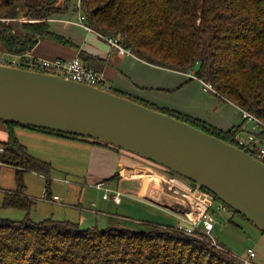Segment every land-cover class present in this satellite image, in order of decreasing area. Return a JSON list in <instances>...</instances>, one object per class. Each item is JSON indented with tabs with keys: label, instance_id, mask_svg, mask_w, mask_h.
I'll return each instance as SVG.
<instances>
[{
	"label": "trees",
	"instance_id": "trees-1",
	"mask_svg": "<svg viewBox=\"0 0 264 264\" xmlns=\"http://www.w3.org/2000/svg\"><path fill=\"white\" fill-rule=\"evenodd\" d=\"M58 1L0 0V19H4L0 21V51L25 55L41 39L74 46L52 32L49 24L52 16L72 8L83 15L92 31L103 39H117L140 61L172 72H190L197 80L211 84L217 100L237 107L243 122L241 112L245 111L262 123L257 138L264 144V0H62V7ZM20 16L30 21L16 22L19 25L14 28L12 24ZM79 55L88 68H92L90 60H98L84 51ZM101 88L238 146L236 137L242 123L222 130L106 84ZM5 124L9 133L0 141V164L15 168L16 189L4 192L1 207L22 210L26 215L22 220L0 218V264H242L222 244L213 245L200 230L187 234L178 226L153 223H141L143 227L138 229L123 225L84 229L69 220L32 221L28 212L35 202L24 192V175H46L52 168L28 152L15 136L14 127L120 149L47 129ZM163 170L167 176L174 175ZM198 190L219 201L205 189Z\"/></svg>",
	"mask_w": 264,
	"mask_h": 264
},
{
	"label": "water",
	"instance_id": "water-1",
	"mask_svg": "<svg viewBox=\"0 0 264 264\" xmlns=\"http://www.w3.org/2000/svg\"><path fill=\"white\" fill-rule=\"evenodd\" d=\"M0 121L137 155L210 192L264 232V162L162 112L106 89L0 64Z\"/></svg>",
	"mask_w": 264,
	"mask_h": 264
},
{
	"label": "rangeland",
	"instance_id": "rangeland-1",
	"mask_svg": "<svg viewBox=\"0 0 264 264\" xmlns=\"http://www.w3.org/2000/svg\"><path fill=\"white\" fill-rule=\"evenodd\" d=\"M60 4L62 0L58 1V5ZM18 25L16 22L12 24L14 28ZM189 74L190 72H157L160 82L164 80L170 89L169 91L154 89L149 94L153 100L174 102L183 109H189L197 114L211 110L213 116H218V112L213 110L217 106L223 110L224 117L230 115L235 117L238 114L234 107L219 103L213 92L205 91L197 79L191 78L190 81ZM156 75H153L155 79ZM246 122L251 123L247 120ZM246 133L239 136L244 139ZM96 145L87 141L71 144L32 142V148L26 145L32 155L49 162L52 168L46 175L35 172H27L24 175L25 194L35 202L28 212V217L34 222H40L48 217L78 222L77 219L82 217L80 226L84 229L88 227L105 229L112 226L110 224L112 219L120 222L117 226L123 225L137 229L143 227L141 223L176 226L178 218L175 212L141 197L143 189L141 175L143 174L136 176L134 181L128 177H118L117 174L120 162L131 161V164L137 165L139 169L135 170L136 175L143 171L140 163L154 166L156 170L153 172L157 175L166 174L164 168L132 153H128L130 156L125 157L119 152L103 151ZM174 176L179 177L176 174ZM46 181H48L50 196L46 195ZM99 182L107 187L109 200L103 199L104 192L96 187ZM152 182L153 180H150L151 184ZM0 187L2 189L16 187L15 172L11 166L0 164ZM167 187L164 179V194L171 203L174 201L177 205V199ZM116 191L121 193L122 199L118 205L111 199L113 192ZM3 193L4 190H0V204ZM52 196H57L58 201H51L49 198ZM221 206L219 201L214 200L209 207V213L215 219L211 237L238 258L247 257V249H252L256 254L253 263L264 264V234L251 222L234 214L226 207L222 209ZM25 215L26 212L22 210L0 207V218L22 220Z\"/></svg>",
	"mask_w": 264,
	"mask_h": 264
},
{
	"label": "crops",
	"instance_id": "crops-1",
	"mask_svg": "<svg viewBox=\"0 0 264 264\" xmlns=\"http://www.w3.org/2000/svg\"><path fill=\"white\" fill-rule=\"evenodd\" d=\"M58 6L62 7L63 3ZM79 15H80V12H76L74 9L71 8L66 12L55 14L49 20V24H50V28L52 32L59 34L66 39H69L73 43L74 46L62 45L53 40L41 39L37 42V44L30 51L27 52L28 53L27 55L32 58H40V59H54V58L71 59V58L77 57L85 65V62L81 59L79 55L81 51H84L87 54L95 58H98V60L97 59L90 60L89 63L92 65V69L101 71L104 74L105 80H106L105 82L107 86H110L126 94L145 99L151 103L157 104L158 106L171 108V109L178 110L180 112L192 115L196 118L205 120L208 123L222 130H228L232 126L239 125L241 123L243 125L241 126L239 134H242L244 132L246 133L249 130H251L253 123L248 124L246 121L243 122V120L240 117L238 108L230 103H224V102H220L217 100L219 103L228 104L231 107H234V109L238 111L237 112L238 114L235 117L231 115L228 117L222 116L223 110L219 108L218 106L215 107L213 110L217 111L219 115L213 116V113L211 112V110H208V112L203 111L197 114L196 112H192L189 109H183L182 106L174 102L165 103V102H161L159 99L153 100V97H151V95L149 94L150 91L154 89L169 91L170 89V87L167 85V83L164 80L160 82L156 73L157 72L175 73V72L151 66L147 63L140 61L139 59H137L136 57L132 55H119L106 42L105 39L101 38L100 35H98L92 30H86L85 28L81 27L79 24H76V23H79L78 22ZM14 21L17 22L16 20ZM16 28H18V26ZM16 31L18 32L19 29H17ZM2 53L6 55L8 54V53L0 51V54ZM154 74L156 75V79L153 76ZM147 88L149 89L147 90ZM215 109H218V110H215ZM13 132L20 143L21 142L25 143L26 148L27 146H30V148H32L31 147L32 142L33 143L37 142L38 144L39 142H42V143L54 142L57 144L68 142V144H71L73 142L82 141L78 139L59 137L56 135H52V134H48L45 132L24 128V127H19V126L14 127ZM8 133H9V130H8L7 125L0 121V141H5L8 137ZM96 146L103 149V151L119 152L125 157L129 155L128 154L129 152H125L123 150H116V149L106 147V146L103 147L101 145H96ZM131 163H132L131 161H129V163H121V162L119 163L118 169H117L118 177L120 176L122 178L128 177L131 181H134L136 176L143 174L141 175L143 178V189L141 192V197L155 204H158L159 206L169 208V210H172L173 212H175L176 214L175 216L178 218L177 219L178 222L176 226L181 224L183 215L176 212L177 206L174 204V201L173 203H171V200H169V198L164 194V191H163V180L167 177V175L164 173L157 175V173L153 172L154 170H156L154 166H150L151 164L147 165V164H141V163H140V168L143 171L139 172V174L136 175L135 170H138L139 167ZM14 172H15V168H14ZM150 180H153L152 182L153 184L150 183ZM15 189L16 187L13 189H2V187H0V190L1 191L4 190V192L5 190L9 191V190H15ZM3 196H4V193L2 194V201H3ZM120 202H122L121 193H120ZM119 203L114 202V204H117V205ZM1 205H2V202L0 204V207ZM81 218L82 217H79V220L77 219L78 221L77 223H79V225H80ZM69 221L75 222L74 220H69ZM108 221H109V218H108ZM118 223L120 222H117L116 220L112 219V222L110 224H112V226H117ZM88 228H93V227H88Z\"/></svg>",
	"mask_w": 264,
	"mask_h": 264
},
{
	"label": "built area",
	"instance_id": "built-area-1",
	"mask_svg": "<svg viewBox=\"0 0 264 264\" xmlns=\"http://www.w3.org/2000/svg\"><path fill=\"white\" fill-rule=\"evenodd\" d=\"M79 6V2H77ZM17 22H27L30 21L29 18L20 16L15 19ZM4 21V19H0ZM78 22L81 27L86 30H91L84 23V17L82 14L78 16ZM73 23V22H72ZM106 42L119 54V55H131V53L124 49L119 41L114 38L105 37ZM26 53L25 55H6L0 54V64L18 67L34 72L44 73L59 76L61 78L72 80L79 83H84L90 86L101 88V85L106 84L105 76L101 71L96 69L88 68L85 66L81 60L77 57L71 59H40L29 57ZM189 78L196 79L192 74H189ZM199 81V80H198ZM205 91L214 92L211 84L199 81ZM242 118L253 123L250 131L246 133V138L242 139L237 135V147L242 150H247L248 154L253 155L258 160L264 158V144H262L257 138V134L262 128V123L252 114L242 111ZM264 126V125H263ZM3 147L0 145V151ZM167 182V189L172 193V195L177 199V213L182 214V222L178 225L187 234H192L195 230H200L205 233L213 245L219 247L216 241L211 237V232L214 228V217L209 213V207L212 201H210L203 192L198 190V187H194L190 183L186 182L180 177L174 175H168L165 178ZM96 187L104 192L103 199H109L108 189L104 183H97ZM203 195V196H202ZM112 200L116 203L120 202V192H113L111 196ZM51 201H57L59 198L57 196H52L49 198ZM222 209L225 207L222 205ZM189 224V227H185L184 224ZM247 257L238 258L242 264H254L253 259L256 257L255 252L252 249H247Z\"/></svg>",
	"mask_w": 264,
	"mask_h": 264
}]
</instances>
